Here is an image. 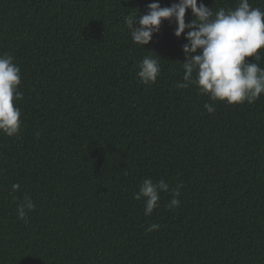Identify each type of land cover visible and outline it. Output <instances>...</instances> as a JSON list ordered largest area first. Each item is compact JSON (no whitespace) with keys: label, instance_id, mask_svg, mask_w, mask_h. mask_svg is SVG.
Listing matches in <instances>:
<instances>
[{"label":"trees","instance_id":"1","mask_svg":"<svg viewBox=\"0 0 264 264\" xmlns=\"http://www.w3.org/2000/svg\"><path fill=\"white\" fill-rule=\"evenodd\" d=\"M153 2L178 0H0V56L23 93L20 132H0V264H264V94L229 105L178 89L188 41L175 24L145 46L125 24ZM145 56L161 65L151 85L137 75ZM146 178L170 189L150 216L133 198Z\"/></svg>","mask_w":264,"mask_h":264},{"label":"clouds","instance_id":"2","mask_svg":"<svg viewBox=\"0 0 264 264\" xmlns=\"http://www.w3.org/2000/svg\"><path fill=\"white\" fill-rule=\"evenodd\" d=\"M189 9L193 18L186 22ZM137 17L130 13L125 20L136 45H148L164 21L175 24L177 38L187 39L188 43L183 45L184 82H177L178 89L194 85L211 101L229 105L251 104L264 94V68L259 66L264 49V11L251 7L249 0H239L235 9L220 8L216 12L198 0H178L165 7L153 2L148 5L147 14ZM137 23L139 27H135ZM249 57H254V62L246 59ZM138 68L137 75L145 85L156 83L161 74L160 62L154 56H145ZM21 83V69L14 63V57L0 56V132L9 137L17 135L21 129V109L16 106L23 98L19 90ZM204 108L210 114L216 110L211 103H205ZM180 187L182 185L171 189L172 199L166 205L169 211L180 205ZM12 188L14 192L19 191L20 185L13 184ZM169 190V184L163 179L157 183L146 178L133 198L144 200V214L150 216L159 207L160 193ZM34 210L35 204L29 196L17 207L19 218L25 222L27 213ZM159 227L152 224L146 231Z\"/></svg>","mask_w":264,"mask_h":264}]
</instances>
